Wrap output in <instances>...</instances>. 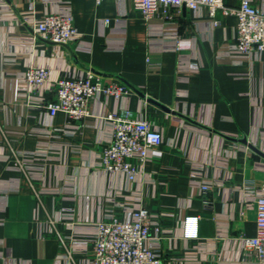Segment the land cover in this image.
<instances>
[{
	"label": "crops",
	"instance_id": "0c3cea01",
	"mask_svg": "<svg viewBox=\"0 0 264 264\" xmlns=\"http://www.w3.org/2000/svg\"><path fill=\"white\" fill-rule=\"evenodd\" d=\"M49 13L71 15L79 36L45 38L35 22ZM216 19L184 6L146 21L132 0H0V264H95L99 223L140 206L165 264H264L245 246L264 196V51L238 52L237 16ZM31 67L49 80L29 86ZM88 71L129 92L99 93L80 121L51 115L52 84ZM123 109L164 138L133 159L135 179L100 163L107 116Z\"/></svg>",
	"mask_w": 264,
	"mask_h": 264
},
{
	"label": "built area",
	"instance_id": "2783aa9c",
	"mask_svg": "<svg viewBox=\"0 0 264 264\" xmlns=\"http://www.w3.org/2000/svg\"><path fill=\"white\" fill-rule=\"evenodd\" d=\"M101 0H98L100 2ZM146 21L155 17L161 7H171L178 12L182 7L192 10L206 7L213 23L217 26L218 10L234 14L238 18L235 48L243 54L264 51V11L249 0H242L237 7L225 4L224 0H132ZM35 27L48 40L64 44L79 36L73 17L66 14H46L35 22ZM179 46H183L179 43ZM50 73L45 67H31L26 71L29 86H40L49 80ZM129 92L120 82L105 83L101 75L88 71L85 76L59 78L52 84V100L47 103L51 115L61 111L70 121H80L90 115V103L99 94L121 98ZM113 124L111 142L101 154V165L109 171H122L135 179L138 171L134 158L145 161L150 151L163 143V133L151 122L137 116L130 109L113 112L107 116ZM203 194L211 187L201 186ZM205 203L212 201L205 198ZM256 234L245 238V246L257 258L264 259V196L256 200ZM193 221H196L195 218ZM160 232V224L145 207L133 212V219L121 220L110 217L98 225L94 238L95 264H165L163 256L151 245L152 233ZM188 234L194 232L188 230ZM64 244V241L62 242Z\"/></svg>",
	"mask_w": 264,
	"mask_h": 264
}]
</instances>
